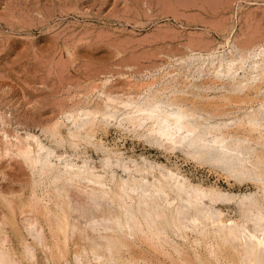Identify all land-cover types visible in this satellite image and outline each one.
<instances>
[{
  "label": "rangeland",
  "instance_id": "374dc122",
  "mask_svg": "<svg viewBox=\"0 0 264 264\" xmlns=\"http://www.w3.org/2000/svg\"><path fill=\"white\" fill-rule=\"evenodd\" d=\"M257 38L260 40L257 41ZM229 39L235 45L239 44V47L245 48L264 44V0H220V2L218 0H0V227L2 226L0 247L2 251L4 232L7 237L4 249L10 251L24 264H29L22 253L23 246L19 231L12 223H15V218L21 224L24 219L35 218L36 214L26 213L21 216L18 213V216L15 215L13 218L8 210L7 199L15 193L19 195L28 192L34 181L38 184L39 195L42 191L46 192L53 187L50 179L40 177L39 171H31L23 157L19 156L17 151L14 152L18 146H24L29 136L36 137L44 146L46 145L47 148L44 149L41 157L56 168L54 169L56 173L61 171L64 161L81 164L84 159L92 168L100 172L108 166L106 171L108 177L126 179L128 175H134V172L135 175L141 174V169L147 168L151 163L164 165L162 167L164 171L170 170L185 176L184 178L189 179L191 185L219 191L220 197L216 201L217 204H214L217 208L213 206L212 212L222 210L220 212L226 215V218L240 217L237 210L243 199L248 201L257 199L263 203L264 180L258 179L254 169L264 172V153H261L260 161L253 158L254 152L261 147L251 139L246 138L239 146H234L236 149L231 150L226 149V144L224 146L211 142V136L209 141L203 144L190 145L189 137L185 139L186 142L173 144L163 141L156 134H149L142 126H132L129 119L134 115L130 114L129 107L123 109L114 105L113 108H109L105 104L107 95L111 93L134 99L138 105L141 103L147 105L150 100V105L152 101L161 104L160 106L165 110L176 109L177 105L184 107L188 102L189 105L187 103L185 108L195 112L190 122L200 129L217 126L223 129L235 128L243 112H246L244 116H248L253 115L254 111L260 114L264 110L261 108V103H264V92L258 94L261 101L256 103L251 100H254V90L244 94L239 89V83H249V78L258 70L252 71L247 67L244 71L236 72L235 75L221 77L217 73L199 72L198 69L200 62L210 54L226 52L230 55L227 44ZM194 41L197 42L193 44ZM190 42L194 46L189 45ZM158 82L166 86L161 85V89ZM164 88L167 92L171 91L168 93L169 96ZM152 92H156L155 97L149 95L153 94ZM96 94L99 98H96ZM227 97L231 100L227 101ZM218 99L221 101L219 102ZM244 99L246 100L241 102ZM222 102L225 105L221 104ZM252 105L253 108H250ZM198 107L200 110L197 109ZM222 108L224 109L221 110ZM211 110L214 114L210 112ZM91 112L95 114L91 116L89 114ZM102 113L107 114L104 117ZM261 118L264 123V114ZM125 124H128L127 127ZM88 127H93V132L87 131ZM132 130L135 132L132 133ZM4 134L9 136L6 137ZM145 135L148 138L144 137ZM94 138L97 140H93ZM13 146L15 147L12 149ZM82 148L83 152H80ZM112 152L114 155L111 154ZM40 164L38 169L41 167ZM222 192L224 194H221ZM226 196L227 198L230 196L229 199L225 198ZM203 205L201 201L197 202L195 208L202 209ZM41 212L39 201L37 215L39 216Z\"/></svg>",
  "mask_w": 264,
  "mask_h": 264
},
{
  "label": "bare ground",
  "instance_id": "6f19581e",
  "mask_svg": "<svg viewBox=\"0 0 264 264\" xmlns=\"http://www.w3.org/2000/svg\"><path fill=\"white\" fill-rule=\"evenodd\" d=\"M218 1L220 2V0H218ZM210 9H212V8H210ZM223 34H224V31H223ZM239 39H241V37ZM245 39H243V40H245ZM258 39L259 38H257V41H258ZM200 40L202 41V39H200ZM199 41H198V43H199ZM207 41H209V40H207ZM232 41H233V39H232ZM196 42L197 41H194L192 43L194 44ZM204 42H205V40L202 42L203 44L201 42L200 43L202 45H204ZM235 42H236V39H235ZM251 43H253V41ZM255 43H257V42L255 41ZM218 44H220V42ZM218 44H217V47H218ZM224 44H226V43H224ZM227 44L229 45L230 55H229V53H226V52H225L226 54L223 53V54H217V55L216 54L215 55H212V54L208 55V57L204 61L200 62V65L198 68L199 72L201 71V72H206V73H217L218 75L223 77V76L232 75V74L235 75L236 72L244 71L247 67H250V69L252 71L258 70L257 73H255L254 75H252L249 78V80H250L249 83H246V84H240L239 83V89L241 91H243L244 94H247V92L254 90V93H253L254 94L253 95L254 100L253 99H251V100L253 102H256V103L260 102L261 98H259L258 94L264 92V44L261 43V45H255V46H251L249 48H245L243 46L239 47V44H238V46L235 45L234 42L232 43L230 41V39L227 40ZM241 44H243V42ZM189 45H192L191 42ZM206 45H209V44H206ZM192 46H194V45H192ZM186 48L187 47H185V49ZM195 48L197 49V46ZM189 50H188V52H189ZM215 50H216V48H215ZM194 59H195V57H194ZM185 60H186V58H185ZM181 64H183V63H181ZM187 64H188V62H187ZM193 73H194V71H193ZM180 77H181V75H180ZM221 77H219V79H221ZM200 78H202V77H200ZM204 80H205V77H204ZM204 80L202 79L203 82H204ZM167 81H168V79H167ZM164 82H166V81H164ZM185 82H186V80H185ZM198 82H199V80H198ZM158 83H160L159 87H161V85L163 86V84H161V82H158ZM167 84H169V83L167 82ZM183 84H182V86H183ZM165 86L166 85H164L163 87H165ZM146 87H147V85H145L144 88H146ZM213 87H214V85H213ZM176 88L177 87H175V90H177ZM184 88H182V90H185ZM161 89H162V87H161ZM192 89H193V87H192ZM182 90H181V92H182ZM203 90H204V88H203ZM207 90H209V89H207ZM156 91H157V89H156ZM165 91L167 92L166 89H165ZM186 91H187V89H186ZM158 92H160L159 89H158ZM169 92H171V91H169ZM169 92H167L166 94H168ZM188 92L191 93V91H188ZM155 93L149 94V95L151 97L154 95V97H155L156 96ZM165 93L163 92V94H165ZM193 93L195 94L194 91H193ZM225 93H226V91H225ZM97 94H96V98H99V97H97ZM99 94H100V92H99ZM115 94L114 95L112 93L108 94V95L106 94L107 95V97L105 99L106 100L105 101L106 107H109V108L112 107L113 108L114 105H116L117 108H123V109H124V107L125 108L129 107L130 111L129 110H126V111L127 112L129 111L130 114L134 115L133 117L131 116V118L129 119V123L132 126L144 127L146 132H148L149 134H152V135L153 134L158 135L160 137V139H162L163 141H168V142H172L173 144H177V143H182L183 141H185L186 138L189 137L188 139H189L190 145H196V144H203L205 142H208L209 136H211V140H210L211 142H213L217 145H224V146L226 144L227 145L226 149L231 150V149H236L234 146H239V144H241L242 141H244L246 138H249L252 141H254L256 143V145H259V147H261L260 149H257L254 152L253 158L259 159L261 153H264V123L262 122L263 119L261 118V115L264 114V113H262V111H264V110H262V109H264V103L263 104L261 103V108H262L261 110L262 111L260 114L255 113V111H254L253 115H248V116L245 115L244 116L243 114H245L246 112L245 113L243 112L242 116L240 117V120L237 123L235 122L236 125L233 124V125H235V128H233V129H228L226 127L223 129L220 126L200 129L199 126L191 124V122H190V118L195 115V112H194V110L192 111L191 109H188L187 107L185 108V105L188 102L184 105V107L177 105L176 109L165 110L163 107L160 106L161 104L160 105L155 104L151 101L152 105H150L149 104L150 98H148V99L146 98L147 100H149V103L147 105H141L142 103L140 105H138V103L134 99L120 97V96H117ZM229 94H230V92H229ZM173 95H174V93H173ZM200 95H201V93H200ZM235 95H236V93H235ZM86 96H88V95H86ZM131 96H132V94H131ZM168 96H169V94H168ZM182 97H184V96H182ZM203 97H205V96H203ZM239 97H240V95H239ZM188 98H187V100H188ZM184 99H186V98L184 97ZM184 99L182 101H184ZM211 99H213V98H211ZM141 100H143V99H141ZM226 100L230 101L231 98L227 97ZM245 100L246 99L241 100V102H243ZM220 101L221 100H219V102ZM167 103H168V101H167ZM221 104H223V102ZM81 105H79V106L81 107ZM188 105H189V103H188ZM215 105H217V103ZM223 105H225V104H223ZM203 106H205V105L203 104ZM244 106H243V108H245ZM238 107H239V105H238ZM224 108H222L221 110H223ZM226 108H228V107H226ZM230 108H231V106H230ZM250 108H253V105ZM197 109L200 110L199 107ZM89 110H86V111H89ZM75 111H73V112L75 113ZM107 111H109V110H107ZM238 111H236V112H238ZM83 112H85V111H83ZM206 112H208V111H206ZM210 112L213 113L212 110ZM61 113H63V112L61 111ZM76 114H78V113H76ZM89 114L92 116L95 113L91 112ZM102 114L105 117V115L107 113L106 114L102 113ZM124 114H125V112H124ZM90 115H88V116L90 117ZM118 123H120V122H118ZM74 124H75V122H74ZM84 125H86V124H84ZM125 125L127 127L128 124H125ZM55 126L57 127V125H55ZM72 126H73V123H72ZM87 126L88 125H86V127ZM89 126H92V125H89ZM106 126H104V127H106ZM67 127H69V126L67 125ZM101 127H102V123H101ZM92 128L88 127L87 131L93 132ZM119 128H121V127H119ZM132 129H134V128H132ZM51 130H53V129H51ZM82 130H83V128H82ZM70 131H71V129H70ZM84 131L86 132V129H84ZM84 131H81V132H84ZM131 132L134 133L135 131L133 132V130H132ZM140 132H141V130H140ZM3 133H5V132H3ZM73 133H74V131H73ZM75 133H76V131H75ZM28 134H32V133H28ZM4 135H6V134H4ZM71 135L75 136V134H72V133H71ZM7 136H9V135H6V137ZM88 137H90V136H88ZM144 137L148 138L146 135ZM53 138H55V137H53ZM150 138H152V137H150ZM70 139H72V138H70ZM91 139L92 138H90V140ZM236 139H237V142H236ZM6 140H8V138H6ZM16 140H18V139H16ZM20 140H18V141H20ZM51 140H53V139H51ZM93 140H95V138ZM151 140H153V139H151ZM233 140H235V141H233ZM67 141H66V144H67ZM79 141H80V139H79ZM55 142L56 141H54V143ZM81 142H84V141H81ZM86 142H88V140H86ZM10 143H12V141ZM42 143L43 142L39 141L36 137L29 136L26 139L24 146L23 145H22L23 147L18 146L17 150L14 149V152L17 151L18 155L23 157V159L26 161V163L28 164L27 166H29L31 171L32 170L37 171V172L39 171L40 177L44 176L47 179H50L51 183L53 184V187L46 192L42 191V193L39 195L40 192L38 193V184L36 181L33 182V180H32L33 184L31 186L29 185L30 187H29L28 192H24V193L19 194V195H17V193H15L14 195H12L10 197V199L9 198L7 199V205L9 207L8 210H10L13 218L18 213L21 216L26 214V213L27 214L28 213L36 214V215H34V216H36L35 218L33 217V219H32V217H30L31 219H24L21 224L17 220H15V218H14L15 223H12L13 227L18 229V231H19V235L21 237V243L23 246L22 253H23V255H25L29 264H264V251H262L260 245L257 242L253 241L249 236V232L254 231V232L258 233L261 231L260 225L262 223V220H264V206H263L264 202L261 203L257 199H253L251 201L243 199L241 202V206L239 207V210H237V211H239L240 217L238 219H233V218L231 219V217H230V219H229V218H226V215L224 216V214H222L220 212L222 210L218 211L216 209L218 212L217 211H215L216 213L212 212V208H213L214 204L216 203V201L220 197L219 191H217L215 189H206V188L199 186V185H196V186L191 185L188 182L189 179L187 180L184 178L185 176L183 177V175H181L177 172H174V171H170V170L164 171L162 168L164 165L161 166V165H154V164L150 163V165L147 168L141 169V172H142L141 174L139 173V175H135V172L133 171L134 175H128V177L126 179H124V178L120 179V178H114V177L106 176V171L108 169V166H105V167L103 166L104 169L102 172H100V171H97L94 167L92 168L91 165L88 164L89 162L85 161L84 159H83V161L80 159L82 161L81 164L78 163V161H77L78 164H75V163L67 161V160L65 162L64 161L66 159L65 158L64 160H62V161H64L63 162L64 165L62 166L60 164L61 165V171L60 172L57 171L58 173H56L54 170L56 168L52 164H50V162L48 160H43L41 157L44 149L47 148V147H45L46 145L44 146ZM7 144H9V143L7 142ZM18 145H19V143H18ZM86 145H87V143H86ZM168 145H170V144H168ZM100 146H101V143H100ZM14 147L15 146H13L12 149ZM5 149H7V148H5ZM170 149H171V147H170ZM63 151H64V149H63ZM104 151H105V149H104ZM172 151H173V149H172ZM186 151H188V150H186ZM233 151H235V150H233ZM80 152H83V148H82V151H80ZM8 153H9V151H8ZM103 153H105V152H103ZM182 153H184V152H182ZM232 153H234V152H232ZM12 154H13V152H12ZM51 154H53V153L51 152ZM107 154H108V152H107ZM111 154L114 155L113 152ZM238 154H239V152H238ZM64 155H65V153H64ZM84 155H83V157H84ZM220 155H221V153H220ZM54 156H55V154H54ZM191 156H192V154H191ZM195 156H197V155H195ZM240 156H242V155H240ZM81 157H82V155H81ZM44 158H45V154H44ZM75 159H74V161H75ZM55 160L58 162L57 158ZM196 160H197V158L195 157V161ZM260 160L261 159H259V161ZM262 161H263V159H262ZM40 163H42V164H40ZM39 164L41 165L40 169H38ZM57 164H56V166H57ZM136 164H138V163H136ZM96 165L98 166V164H96ZM119 165H120V163H119ZM121 165H122V163H121ZM206 165H207V163H206ZM93 166H94V164H93ZM112 167H113V165H112ZM110 170L111 169H109V171ZM238 170H240L239 167H238ZM236 172H238V171H236ZM233 173L234 172H232V174ZM254 174L258 177V179L262 178L264 180V172L262 170L254 169ZM33 176H31V177H33ZM40 179H42V178H40ZM42 184H40V185H42ZM27 189H28V187H27ZM46 189H48V188L46 187ZM25 190H26V188H25ZM226 193L228 194V191ZM221 194H224V193L222 192ZM227 194H225V195H227ZM234 194L236 195V193H234ZM229 197L227 198V196H226L225 198L229 199ZM39 201L41 203V209H42V212L40 213L41 216L39 215L40 217L37 215V203ZM200 201L202 203H204L205 206L203 205L204 208H202V209H196L198 206H200V205H197V207L195 208L197 202H200ZM227 203H228V201H227ZM215 208H217V207H215ZM226 212H227V209H226ZM40 218H42V219H40ZM225 223H228V224L226 225ZM8 225L9 224H7V226ZM241 225H243V227H241ZM6 229H8V228H6ZM2 235H4V237ZM2 235L1 236L3 237V251L0 247V264H24L22 261L15 258L14 255L10 251H7L4 249L6 246L5 243L7 242V237H6V234L4 232L2 233Z\"/></svg>",
  "mask_w": 264,
  "mask_h": 264
},
{
  "label": "snow or ice",
  "instance_id": "6c2138e0",
  "mask_svg": "<svg viewBox=\"0 0 264 264\" xmlns=\"http://www.w3.org/2000/svg\"><path fill=\"white\" fill-rule=\"evenodd\" d=\"M241 227H243V225H241ZM260 227V232H249V236L253 241L257 242L260 245L261 250L264 251V220H262Z\"/></svg>",
  "mask_w": 264,
  "mask_h": 264
}]
</instances>
